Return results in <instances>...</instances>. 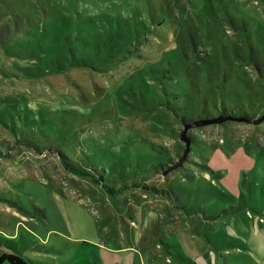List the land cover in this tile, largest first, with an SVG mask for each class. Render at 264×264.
I'll return each mask as SVG.
<instances>
[{"label":"rangeland","instance_id":"1","mask_svg":"<svg viewBox=\"0 0 264 264\" xmlns=\"http://www.w3.org/2000/svg\"><path fill=\"white\" fill-rule=\"evenodd\" d=\"M262 117L264 0H0V256L264 264Z\"/></svg>","mask_w":264,"mask_h":264},{"label":"trees","instance_id":"2","mask_svg":"<svg viewBox=\"0 0 264 264\" xmlns=\"http://www.w3.org/2000/svg\"><path fill=\"white\" fill-rule=\"evenodd\" d=\"M65 68H60V70H64ZM244 116H249L248 114H245ZM188 121L190 120H184V123H188ZM44 130V129H43ZM21 140H24L22 139V136L20 137ZM29 138H26L25 140L27 141ZM30 141V140H28ZM12 142L8 141V139H5L3 142L0 140V150L1 149H6L8 148ZM3 146V147H2ZM219 156H217L218 158V162L217 161H213L214 163V168L215 169H218L220 167H223V166H227L228 164V159L226 158L225 159V154L223 151H220L219 153ZM67 156V157H66ZM65 158L67 160H69L70 162L67 161V164H68V167L71 168L72 171L76 172L77 174L79 175H86V176H91L93 177V179L97 182V183H101L103 185V187L109 191H113V192H119V191H122L125 189L124 186H111L109 183L106 182V180L104 179L103 176L101 177H98L96 176V173L99 172V168L95 165H93L92 167L88 166V167H82V166H78L76 165L72 159L70 158L69 155H65ZM216 159V160H217ZM226 161V162H225ZM98 165V164H97ZM213 167V166H212ZM105 170V168H104ZM96 172V173H95ZM102 175V174H101ZM123 188V189H122ZM4 260H7L9 261L11 264H32L31 262H29L27 259H25L23 256L19 255V254H16V253H3L1 256H0V263L3 262ZM195 264H198L197 262H194Z\"/></svg>","mask_w":264,"mask_h":264},{"label":"water","instance_id":"3","mask_svg":"<svg viewBox=\"0 0 264 264\" xmlns=\"http://www.w3.org/2000/svg\"><path fill=\"white\" fill-rule=\"evenodd\" d=\"M262 120H264V117H262V118H260V119H258L257 120V123H259V122H261ZM215 120H202V121H198L197 123H195V125L197 124V125H201V124H206V123H212V122H214ZM217 122H221V119H218V120H216ZM186 125H188V124H186ZM180 139L181 140H183V141H185L186 142V144L189 146L190 145V143H191V139H190V137H188V136H186L185 135V130L183 131V133L180 135ZM185 152H187V151H185ZM184 157H185V155L181 158V160L177 163V165H176V167H179L180 165H181V162L184 160Z\"/></svg>","mask_w":264,"mask_h":264},{"label":"crops","instance_id":"4","mask_svg":"<svg viewBox=\"0 0 264 264\" xmlns=\"http://www.w3.org/2000/svg\"><path fill=\"white\" fill-rule=\"evenodd\" d=\"M202 263V262H201ZM202 264H204V263H202Z\"/></svg>","mask_w":264,"mask_h":264}]
</instances>
